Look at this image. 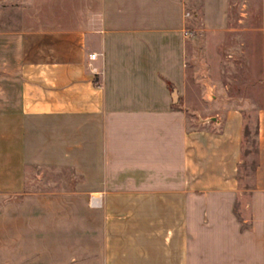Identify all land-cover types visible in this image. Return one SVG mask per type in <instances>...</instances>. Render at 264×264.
Here are the masks:
<instances>
[{
	"label": "crops",
	"instance_id": "obj_1",
	"mask_svg": "<svg viewBox=\"0 0 264 264\" xmlns=\"http://www.w3.org/2000/svg\"><path fill=\"white\" fill-rule=\"evenodd\" d=\"M47 1L0 27V264H264V0Z\"/></svg>",
	"mask_w": 264,
	"mask_h": 264
},
{
	"label": "rangeland",
	"instance_id": "obj_2",
	"mask_svg": "<svg viewBox=\"0 0 264 264\" xmlns=\"http://www.w3.org/2000/svg\"><path fill=\"white\" fill-rule=\"evenodd\" d=\"M67 3L63 4V2L61 0H49L47 1L46 4L52 5V12L53 15L56 16V19H59L62 17L64 18V12L62 11V9L64 8V5L69 4V0H66ZM39 0H25L24 2H22V0H0V27H3V23L7 20H13V19H17V20H21V19H27V20H36V15L38 17V14L36 13L37 11V5H38ZM22 4H24L25 7V11L26 9L28 11H22V9L20 8V6H22ZM45 3H41V5ZM78 5V2L75 3ZM46 6V5H45ZM45 6H40L41 8V13H40V17L44 18L45 14L43 13L44 10H46ZM237 13V9L235 10V12H233V14ZM234 16V15H233ZM243 32L242 33H232L230 35H228L229 40H231V43H227L226 46L227 47H234L236 45H238V41H239V36L243 37ZM257 36L253 37V61H252V69L253 72H257L258 68H259V61L256 59L257 56V49L258 47L257 45ZM233 62V64H232ZM231 64L236 68V73L238 74L237 77V82H240L244 79V77L240 76L241 74H243V69H241V65L243 64V58L240 59L239 57H234L231 61ZM231 65V66H232ZM242 70V71H241ZM237 95L239 98L245 96V93H237L235 94ZM249 95H253V94H249ZM190 107L191 106H195L197 105L198 110L200 111V115L205 116L208 111L210 110L209 108H207L205 103L200 102V100L198 101L197 99H194V97H196V94H194L193 92H190ZM210 106V105H209ZM191 110H189L190 112V117H192V113L191 111H193L192 109L194 108H189ZM246 136H255V126L254 125H249V128L246 132Z\"/></svg>",
	"mask_w": 264,
	"mask_h": 264
},
{
	"label": "built area",
	"instance_id": "obj_3",
	"mask_svg": "<svg viewBox=\"0 0 264 264\" xmlns=\"http://www.w3.org/2000/svg\"><path fill=\"white\" fill-rule=\"evenodd\" d=\"M185 15L187 16V15H189V13H185ZM188 33H189L188 31H184V34H185V35H187ZM95 57H96V54H95V53H90V54H89V58H90L91 60H94Z\"/></svg>",
	"mask_w": 264,
	"mask_h": 264
}]
</instances>
